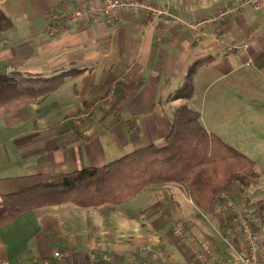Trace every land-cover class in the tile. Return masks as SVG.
<instances>
[{
    "label": "crops",
    "instance_id": "0c3cea01",
    "mask_svg": "<svg viewBox=\"0 0 264 264\" xmlns=\"http://www.w3.org/2000/svg\"><path fill=\"white\" fill-rule=\"evenodd\" d=\"M138 1L168 13L122 9L76 24L53 17L54 0H0V72L26 62L33 63L8 71L36 75L75 71L41 102L6 115L15 114L10 116L17 119L6 125L19 134L14 141L25 138L19 139L24 133L34 135L30 149L20 152L24 147L17 144L19 158L10 159V166L30 163L34 174L102 166L118 157L117 150L128 153L151 143L163 145L171 118L182 105L199 111L202 121L210 102L212 115L217 116L222 95L225 102L231 97L236 102L231 107L223 103L232 110L228 117L245 115L249 100L264 110V0ZM198 61L203 64L196 65L192 97L170 99ZM123 83H134L135 88L116 114L111 113L110 107L124 92ZM109 89L110 95L96 101ZM46 102H52L46 117L52 122L39 120L32 112ZM95 102V110H86ZM86 117H97L98 122L85 126ZM31 120L41 123L40 129L24 131L22 126ZM205 126L249 154L264 177L253 153ZM91 144L93 161L87 156ZM253 149L252 145L249 151ZM188 196L181 185L168 183L153 185L117 205L87 208L66 203L36 209L0 228V264H132L134 259L137 264L168 260L197 264L173 237L175 223L201 221L197 218L201 210ZM172 203L179 210L170 213L167 206ZM193 213L194 218L189 215ZM222 221L217 219L222 226L218 231L225 233ZM199 225L189 229L191 234L226 257L215 229Z\"/></svg>",
    "mask_w": 264,
    "mask_h": 264
},
{
    "label": "trees",
    "instance_id": "16d2710c",
    "mask_svg": "<svg viewBox=\"0 0 264 264\" xmlns=\"http://www.w3.org/2000/svg\"><path fill=\"white\" fill-rule=\"evenodd\" d=\"M206 62V61H204ZM198 61L191 65L183 85L170 99L190 98ZM75 74L72 69L53 75L21 71L0 74V121L9 113L38 103L60 88ZM122 84V82H121ZM124 92L110 112L135 88L123 83ZM109 89L103 97L110 95ZM201 113L189 106L176 108L169 134L163 145L138 147L102 166H86L67 172H36L19 176H0V228L23 215L46 206L72 203L81 207L117 205L129 201L153 185L177 183L203 213L218 215L227 197H234L251 179L260 178L256 161L221 136L208 131ZM230 195V196H228ZM256 219V217L254 216ZM264 225V216L260 215ZM254 219V220H255ZM253 220V223L257 224Z\"/></svg>",
    "mask_w": 264,
    "mask_h": 264
},
{
    "label": "rangeland",
    "instance_id": "374dc122",
    "mask_svg": "<svg viewBox=\"0 0 264 264\" xmlns=\"http://www.w3.org/2000/svg\"><path fill=\"white\" fill-rule=\"evenodd\" d=\"M32 63L31 62H26L24 64L14 63V65H12V67H8V69H3L0 72V74L8 72V70L10 68H19L20 70H24V68H27ZM216 86H219V84H216ZM216 86L213 87L214 90L216 89ZM261 89H263V88H261ZM263 91H264V89H263ZM261 94H263V92ZM258 96H260V94H258ZM201 98L202 97H200V99H199V105L200 106L203 102L201 100ZM234 100L235 99H232V97H231V101L226 100V102H225L224 95H222L220 97V101L218 103L219 104V109H218L219 113L216 114L217 116L212 115L214 113V110H213V108L211 109V107H210L211 105H209L210 102H208L206 104V105H208V108L206 107V111L204 113L202 123L204 124V126L205 125L208 126L209 125L208 123L211 122L212 126L209 125L210 129L219 131L221 134H223V137L229 139V141L231 140V142L237 143V145L241 146L243 148V150H245V152L253 153L252 155H254L255 159L258 160V163H260L261 166H263L262 168H264V157H262V155H261L264 153V115H261V112H262L261 110H263V109H261V107L259 105L252 103V101L249 100L246 102L248 106H247V108H245V112H244L245 115L228 117L227 115L232 110L231 109L228 110L227 108H224V104L226 107H228V105H229V107H231L234 105V103H236ZM51 103L52 102H46L44 105L41 106V109H39V110L32 109V112L35 114L34 116L36 118H38L39 120L41 117H43L44 120H48V121L52 122V120H53L52 118H48V119L46 118L47 115L51 113L50 108H49ZM97 103L98 102H95L91 106H88V108L86 107V110L87 109L89 111L95 110L96 106L98 105ZM34 104H37V103H34ZM30 105H32V104H30ZM27 106H29V105H27ZM101 108H103V107H101ZM32 112H31V110H28V113H27L28 118H30V115L32 116ZM10 115L15 116V114H10ZM10 115L6 116L5 118H3L0 121V165L5 164L6 162L8 163V165L6 167L0 168V176L1 177H3V176H19V175L22 176V175L32 173V172H30V168L32 165L30 163L23 164L22 166H18L15 168L9 165L10 159L12 161H17V159L19 158L18 157L19 153L15 152L17 149V146L20 145V147L21 146L24 147L21 150L19 149L20 152L25 151L27 148L30 149L31 147H33L32 146V140L34 139L33 138L34 135H30L29 133H24V135L21 134L19 136V139H20V137H25V138H23L22 140H17L19 142L14 141L12 138L16 137L15 139H18V136L14 137V135H19V134L14 132L13 128H8V126H6L8 124L7 122L12 119V117ZM25 117L26 116H24V118ZM20 118H22V117H19L18 119L20 120ZM85 119H86L85 120L86 121L85 126H87L89 124L90 125L95 124L96 122H98L97 117H92V118L86 117ZM13 121H17V119H14ZM107 121H109V119H106L105 122H107ZM36 122L37 121L31 120V123H26L27 125L22 126V129H24V131H26V132L31 131L33 129H38L39 124H41V123L38 124ZM11 131H13V132H11ZM21 141L23 143H20ZM252 145H253L254 149H253V151L252 150L249 151L251 149ZM37 146H39V145H36L35 147H37ZM90 147L91 148L88 151L87 156L90 158L91 161H93L94 160L93 158L95 157V150L93 149L94 145L91 144ZM117 151H118L117 154H119V155H117L118 157H114V158H119L122 155H126L125 151H123V150H120V151L117 150ZM28 161H30V159ZM237 192L238 193L232 194V195H234V197L228 195L230 197H227L226 200H228L229 203L236 201V204L238 206H240V208L250 209V211L252 212V215L256 217V219L254 218L255 219L254 221H256L257 224H260L262 221V220H260L261 219L260 215L264 216V177L261 178V176H260V178H258V180L257 179L249 180V183L246 186H244L241 189V191L237 190ZM167 207H170V209L168 210L170 213L179 210V206L177 203H172ZM164 209H167V208L165 207ZM195 214L196 213H193L192 215L189 214V215H190V217H193V216H195ZM197 215H198L197 218H199L202 222L199 220L197 221L195 219L193 221V219H192V220H187V221L181 220V222L179 221L177 223L184 224L190 230L193 227V225H196V224L198 225L199 223H200V225H202L203 223L204 224L207 223V225L211 226L213 230L215 229V232L217 233L216 235L219 236L218 239H219L221 245L223 243L224 247H222V248L225 249V256L226 257L229 256L230 255V249L228 248L229 246L225 240V237L223 235H220L221 232L218 231V229H221L222 226H220L219 223H217V219L220 221L221 217H219L218 215L207 214V213H203V212H200ZM197 222H199V223H197ZM200 225L198 227H200ZM263 227H264V225H263Z\"/></svg>",
    "mask_w": 264,
    "mask_h": 264
},
{
    "label": "built area",
    "instance_id": "2783aa9c",
    "mask_svg": "<svg viewBox=\"0 0 264 264\" xmlns=\"http://www.w3.org/2000/svg\"><path fill=\"white\" fill-rule=\"evenodd\" d=\"M54 2L53 17L64 19L66 23L76 24H82L100 15H112L122 9L136 12L145 9L154 15L168 13L151 3L138 0H54ZM224 13L226 11L221 12L220 15ZM223 209L232 214L228 223L225 212L221 213L226 232L221 231L220 235L225 237L229 246L228 257L221 256L204 242L199 241L184 224L175 223L173 237L182 243L187 255L197 264H264V227L253 223L254 216L250 209L240 208L236 201L229 203L225 200ZM55 255L59 256L60 253L56 252ZM171 262L168 260L167 264ZM132 264H137L135 259Z\"/></svg>",
    "mask_w": 264,
    "mask_h": 264
}]
</instances>
